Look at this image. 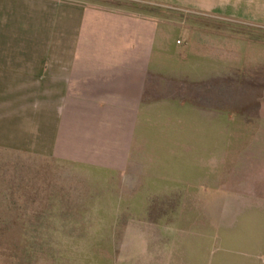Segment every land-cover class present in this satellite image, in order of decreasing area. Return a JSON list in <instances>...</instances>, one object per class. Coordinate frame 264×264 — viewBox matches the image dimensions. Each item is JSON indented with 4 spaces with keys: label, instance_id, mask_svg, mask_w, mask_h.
Segmentation results:
<instances>
[{
    "label": "crops",
    "instance_id": "1",
    "mask_svg": "<svg viewBox=\"0 0 264 264\" xmlns=\"http://www.w3.org/2000/svg\"><path fill=\"white\" fill-rule=\"evenodd\" d=\"M216 20L264 49V0H0V151L112 195L110 264H264V57L234 79L223 34L180 38Z\"/></svg>",
    "mask_w": 264,
    "mask_h": 264
},
{
    "label": "rangeland",
    "instance_id": "2",
    "mask_svg": "<svg viewBox=\"0 0 264 264\" xmlns=\"http://www.w3.org/2000/svg\"><path fill=\"white\" fill-rule=\"evenodd\" d=\"M214 23L209 30L205 26L190 32L185 26L180 38L213 31L223 34L225 50L220 52L229 54L234 79L241 61L251 67L264 57V49L258 51L251 41V29L229 21ZM240 32L241 42L237 41ZM193 46L203 49L201 43L193 42ZM231 115L234 126L236 114ZM78 173L58 160L0 151V264H110L111 258L126 255L117 248L132 236H112L110 230L132 221L112 218L118 210L112 195L102 194L94 180ZM229 222L233 231L239 228L233 218ZM226 236L224 242L231 243ZM112 246L116 249L109 250Z\"/></svg>",
    "mask_w": 264,
    "mask_h": 264
},
{
    "label": "trees",
    "instance_id": "3",
    "mask_svg": "<svg viewBox=\"0 0 264 264\" xmlns=\"http://www.w3.org/2000/svg\"><path fill=\"white\" fill-rule=\"evenodd\" d=\"M226 241H229L232 244L249 243L253 241V237L240 233H232L229 234V236H226Z\"/></svg>",
    "mask_w": 264,
    "mask_h": 264
}]
</instances>
